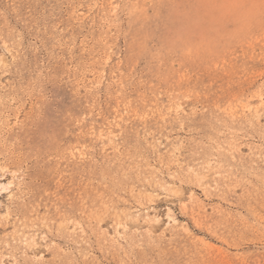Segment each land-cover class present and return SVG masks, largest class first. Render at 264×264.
Here are the masks:
<instances>
[{"label": "rangeland", "instance_id": "obj_1", "mask_svg": "<svg viewBox=\"0 0 264 264\" xmlns=\"http://www.w3.org/2000/svg\"><path fill=\"white\" fill-rule=\"evenodd\" d=\"M0 264H264V0H0Z\"/></svg>", "mask_w": 264, "mask_h": 264}, {"label": "bare ground", "instance_id": "obj_2", "mask_svg": "<svg viewBox=\"0 0 264 264\" xmlns=\"http://www.w3.org/2000/svg\"><path fill=\"white\" fill-rule=\"evenodd\" d=\"M150 34V33H149ZM153 213V212H152ZM158 214V213H157ZM154 215H156V214H154Z\"/></svg>", "mask_w": 264, "mask_h": 264}]
</instances>
